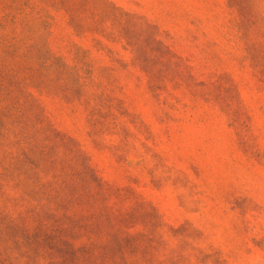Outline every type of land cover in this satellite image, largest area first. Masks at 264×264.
Wrapping results in <instances>:
<instances>
[{
	"label": "rangeland",
	"instance_id": "1",
	"mask_svg": "<svg viewBox=\"0 0 264 264\" xmlns=\"http://www.w3.org/2000/svg\"><path fill=\"white\" fill-rule=\"evenodd\" d=\"M0 264H264V0H0Z\"/></svg>",
	"mask_w": 264,
	"mask_h": 264
}]
</instances>
